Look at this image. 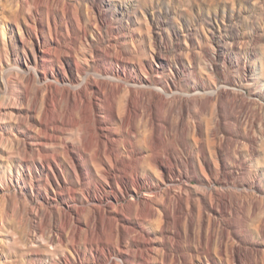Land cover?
I'll return each instance as SVG.
<instances>
[{
  "label": "bare ground",
  "instance_id": "obj_1",
  "mask_svg": "<svg viewBox=\"0 0 264 264\" xmlns=\"http://www.w3.org/2000/svg\"><path fill=\"white\" fill-rule=\"evenodd\" d=\"M39 5L49 10L51 0ZM36 14L25 18L27 31L19 38L22 64L4 69L6 76L22 75V125L36 131L35 136L22 133L20 147L22 170L36 195L38 206H31L37 230L49 232L51 243H64L67 236L78 264H98L96 256L105 254L110 257L105 264L257 263L260 251L248 253L233 242L238 233H229L227 219L240 203L229 200L232 191L240 187L238 181L245 187L247 176L229 130L245 114L243 102H235L238 91L225 84L208 87L182 65L166 77L125 53L106 48L98 54L94 43L88 56L95 66L86 70L76 49L87 38L80 22L72 21L71 28L80 29L81 36L62 45L54 14L41 19ZM180 73L185 79L193 76L198 85L184 89L177 82ZM192 107L208 118L191 121ZM192 180L196 187L190 186ZM50 195L62 203H48ZM209 209L217 215H209L211 227L205 230ZM80 243L94 250L89 257L80 256ZM53 264L73 263L65 255Z\"/></svg>",
  "mask_w": 264,
  "mask_h": 264
},
{
  "label": "rangeland",
  "instance_id": "obj_2",
  "mask_svg": "<svg viewBox=\"0 0 264 264\" xmlns=\"http://www.w3.org/2000/svg\"><path fill=\"white\" fill-rule=\"evenodd\" d=\"M39 3L40 0H0V264H53L65 255L73 264H78L71 256L67 236L65 244L57 241L53 244L49 241V232L40 233L36 228L39 221L34 209L38 205L35 193L31 195L27 172L22 170L20 147L22 133L35 136L36 131L22 125V98L18 95L22 75L15 71L5 74L8 67L22 64L19 38L27 31L25 18L35 13L37 19L54 14L59 27L57 40L62 45H69L75 36H81L80 29L71 28L72 21L80 22L87 38L79 42L76 49L86 70L95 66L93 58L88 56L91 43H94L98 54L106 48L125 53L135 62H142L147 67L151 64L166 77L175 76V71L180 72L182 65L189 73L195 71L208 87L225 84L236 93L238 91L235 102H243L245 114L240 123L233 122L229 130L235 155L245 161L247 187H241L238 181L240 187L237 189L244 192L241 194L236 189L230 196L231 202L236 198L240 203L228 212L227 219L232 227L229 233H238L233 242H238L248 253L259 250L261 255L254 264H264V0H51L49 10ZM98 18L102 20L99 27L96 26ZM152 58L162 65L154 63ZM109 63L114 61L109 60ZM107 67L109 70L110 66ZM131 67L137 70L136 65ZM179 76L177 82L184 89L198 85L193 76L188 80L183 73ZM191 115L193 122L208 118V113L198 107H192ZM66 137L72 141V132ZM190 186L196 187V180H192ZM41 192L45 195L43 190ZM55 199L62 203L61 198L53 195L47 197V202L53 204ZM206 215L204 229L208 230L211 227L209 215L215 217L217 214L209 209ZM197 225L201 226L200 220ZM219 226L215 228L216 232L220 230ZM241 228L252 238H248ZM77 247L82 258L84 254L89 257L93 250L83 243ZM96 257L98 264H105L110 258L109 254ZM88 263L93 264V261ZM191 264L207 263L196 260Z\"/></svg>",
  "mask_w": 264,
  "mask_h": 264
}]
</instances>
